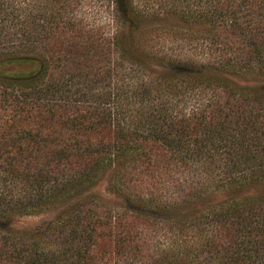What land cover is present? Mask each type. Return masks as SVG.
<instances>
[{"label":"trees","instance_id":"1","mask_svg":"<svg viewBox=\"0 0 264 264\" xmlns=\"http://www.w3.org/2000/svg\"><path fill=\"white\" fill-rule=\"evenodd\" d=\"M110 1L135 28L177 16L203 57L59 55L87 33L70 2L0 0V264H264V83L234 81L264 76V0Z\"/></svg>","mask_w":264,"mask_h":264},{"label":"rangeland","instance_id":"2","mask_svg":"<svg viewBox=\"0 0 264 264\" xmlns=\"http://www.w3.org/2000/svg\"><path fill=\"white\" fill-rule=\"evenodd\" d=\"M68 2L71 3L67 8L69 10L68 16L72 19L76 18L79 20L78 24L82 26L87 33L81 31L80 33H84L83 37L78 35L74 37L75 39L67 40L66 43L61 45V49L58 50L59 55L72 52L73 47L76 46L74 44L85 46L84 50L89 54V62L92 61L94 52L97 53V51L104 56L107 55L108 52H112L111 50H114L116 54H119V51L123 53L126 50H131L136 56V60H138V65H134L137 69H143V67H145L141 64L143 59L141 54L146 50L149 52H157V55L160 56L165 54L168 58L170 57V59L178 58L177 55L179 53V56L184 55V53L198 55L195 59H201L203 57L197 53H192V51L190 52V50L185 52L187 46L184 47V23L177 16H168L156 20L145 18V20H143L144 22L135 28L129 23H116L112 21L111 10L113 9V3L110 0H60L59 3L60 5L63 4L62 7L66 8L65 6H68ZM53 4L54 6L57 5L55 2ZM116 33L119 34L121 40L120 46L113 44L115 41L113 38ZM135 37H138V47H136ZM5 49L13 51L15 49H20V47L1 48L2 51ZM18 51L19 50L14 52L15 54L8 56L16 57V55H20ZM95 58L96 57L93 59ZM58 60L54 59L53 62L55 64L52 63V65H57L59 69H63L65 67V62L61 58ZM103 60L102 66L104 69L108 66H113L112 61L111 64H109L107 58ZM145 63L147 68L152 70L154 74L156 73V75L167 74L171 72L172 69H175V67H168L167 65L160 66L159 62L155 59L145 60ZM172 65L175 66L174 64ZM178 66L179 64H177L176 67ZM234 81L238 82L239 85L251 88L252 86L256 87L257 85L263 84L264 76L258 73H252L246 75L245 80L234 78ZM91 191L106 203L113 205L123 204L122 200L117 195L106 189L104 180L99 182ZM53 215V212H48L40 215L17 217L13 226L20 229H33L37 226H41Z\"/></svg>","mask_w":264,"mask_h":264}]
</instances>
